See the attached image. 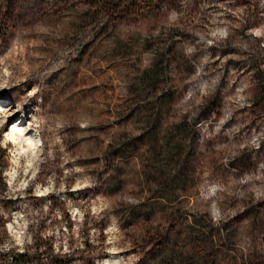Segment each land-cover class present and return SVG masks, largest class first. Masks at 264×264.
<instances>
[{"label": "rangeland", "instance_id": "rangeland-1", "mask_svg": "<svg viewBox=\"0 0 264 264\" xmlns=\"http://www.w3.org/2000/svg\"><path fill=\"white\" fill-rule=\"evenodd\" d=\"M4 89L17 246L43 233L60 264H264V0H0Z\"/></svg>", "mask_w": 264, "mask_h": 264}, {"label": "trees", "instance_id": "trees-1", "mask_svg": "<svg viewBox=\"0 0 264 264\" xmlns=\"http://www.w3.org/2000/svg\"><path fill=\"white\" fill-rule=\"evenodd\" d=\"M7 94L4 100L6 102L12 101L10 92L6 89L0 92V97ZM12 104V103H10ZM15 107V105H14ZM40 112L35 111V117L38 119ZM22 117L26 120L27 117L23 114ZM40 122V121H39ZM5 126V125H4ZM1 127V128H4ZM41 136L44 132V125L34 128ZM1 152V148H0ZM0 155V163L2 160ZM57 160V159H56ZM3 168L0 165V194L7 191V187L2 179ZM7 221L1 214L0 209V264H60L53 253V244L47 246V242L52 239L43 235V233H36L30 235V241L24 242L23 245L17 246L15 242L9 237L5 229Z\"/></svg>", "mask_w": 264, "mask_h": 264}, {"label": "bare ground", "instance_id": "bare-ground-1", "mask_svg": "<svg viewBox=\"0 0 264 264\" xmlns=\"http://www.w3.org/2000/svg\"><path fill=\"white\" fill-rule=\"evenodd\" d=\"M0 105H3V104L0 103ZM2 109H1V106H0V112L2 111ZM20 118L25 121V119L22 116ZM10 132H11L10 135L7 137V142L8 143H13L15 145H19L20 147H21V145H22V147H24V145H26L25 144L26 142H24L23 138L26 136L27 133L24 132L25 134H21L22 131H19L17 126H15V127L13 126V128L10 130ZM29 142H31V140L28 141V143ZM30 145H28V147H30ZM26 147H27V145H26Z\"/></svg>", "mask_w": 264, "mask_h": 264}]
</instances>
